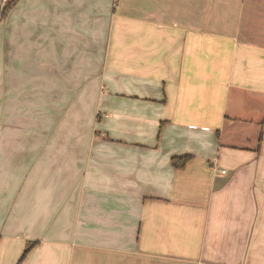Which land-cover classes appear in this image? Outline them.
I'll return each mask as SVG.
<instances>
[{"label":"crops","instance_id":"1","mask_svg":"<svg viewBox=\"0 0 264 264\" xmlns=\"http://www.w3.org/2000/svg\"><path fill=\"white\" fill-rule=\"evenodd\" d=\"M13 8L0 264H264V0Z\"/></svg>","mask_w":264,"mask_h":264},{"label":"trees","instance_id":"2","mask_svg":"<svg viewBox=\"0 0 264 264\" xmlns=\"http://www.w3.org/2000/svg\"><path fill=\"white\" fill-rule=\"evenodd\" d=\"M189 155L185 154V155H181V156H172L171 157V164L175 167V168H183L187 162V160L189 159ZM26 252V249L24 250V253ZM19 264V263H17Z\"/></svg>","mask_w":264,"mask_h":264},{"label":"built area","instance_id":"3","mask_svg":"<svg viewBox=\"0 0 264 264\" xmlns=\"http://www.w3.org/2000/svg\"><path fill=\"white\" fill-rule=\"evenodd\" d=\"M17 0H0V18L10 9ZM220 172L224 173L225 170L221 169Z\"/></svg>","mask_w":264,"mask_h":264},{"label":"rangeland","instance_id":"4","mask_svg":"<svg viewBox=\"0 0 264 264\" xmlns=\"http://www.w3.org/2000/svg\"><path fill=\"white\" fill-rule=\"evenodd\" d=\"M11 8H13V6ZM11 8L9 9L8 14L13 12L14 8L13 9H11ZM2 24H3V19L0 21V31H1V28H2Z\"/></svg>","mask_w":264,"mask_h":264}]
</instances>
